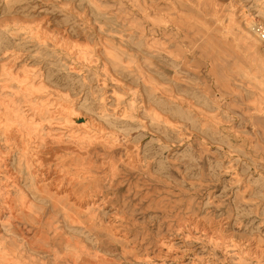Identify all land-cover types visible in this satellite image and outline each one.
<instances>
[{"label":"rangeland","instance_id":"obj_1","mask_svg":"<svg viewBox=\"0 0 264 264\" xmlns=\"http://www.w3.org/2000/svg\"><path fill=\"white\" fill-rule=\"evenodd\" d=\"M262 34L264 0H0V264H264Z\"/></svg>","mask_w":264,"mask_h":264},{"label":"bare ground","instance_id":"obj_2","mask_svg":"<svg viewBox=\"0 0 264 264\" xmlns=\"http://www.w3.org/2000/svg\"><path fill=\"white\" fill-rule=\"evenodd\" d=\"M54 114V113H53ZM29 115V114H28ZM69 115V114H68ZM78 115H80V114H78ZM74 116H76V115H74ZM73 116V117H74ZM71 117V116H70ZM70 117H68V119L70 118ZM70 119H72L75 123H77V127L76 126H74L75 128H78V127H83V129H86V127L88 128L89 126H88V122L86 121V119H84V118H82V120L80 121L79 120V118L78 117H74V118H70ZM48 122V121H47ZM53 122V121H52ZM28 124V123H27ZM257 126V125H256ZM9 130V129H8ZM38 130V129H37ZM98 130V129H97ZM100 130V129H99ZM74 133H76V131H73ZM12 133V131L10 130V131H8L7 133H6V135H9V134H11ZM73 133V134H74ZM98 133H100V132H98ZM16 134V133H15ZM14 134V135H15ZM43 134H44V132H43ZM42 135V134H41ZM15 143V142H14ZM60 143V142H59ZM72 143V142H71ZM30 144V143H29ZM101 145H104V143L103 144H101ZM16 147V146H15ZM16 149V148H15ZM27 149H28V147H27ZM93 149V148H92ZM17 151V150H16ZM21 151V150H20ZM37 152V151H36ZM37 154V153H36ZM77 155H79V153H77ZM128 164H130V165H135V164H137L139 161L137 160V158H130V157H128ZM24 161V160H23ZM40 162V161H39ZM125 165V164H124ZM88 171V170H87ZM32 174V173H31ZM68 175V174H67ZM76 175V174H75ZM133 179V178H132ZM69 180V179H68ZM71 184V183H70ZM53 186V185H52ZM63 187V186H62ZM52 189V188H51ZM56 189V188H55ZM65 189V188H64ZM121 190V189H120ZM71 192H73V194L74 195H76L77 194V192H78V186L75 184V185H72V187H71ZM85 192V191H84ZM80 195V194H79ZM77 201H74L75 203L74 204H78V206H80L81 208H84L85 210H87V211H89L88 213H90L91 212V210L92 209H90V207H91V205H92V197H89L88 195H87V192H85L84 193V196L83 197H80V196H78L77 195ZM94 208V207H93ZM93 211H94V209H93ZM85 212V211H84ZM79 216H80V214H78ZM84 215V214H83ZM89 216H91V218L93 217L91 214H88ZM94 215L96 216V213H94ZM99 218V217H98ZM86 220V219H85ZM78 224V223H77ZM85 225V224H84ZM80 226V225H79ZM88 226V225H87ZM48 240V239H47ZM14 262H15V260H14Z\"/></svg>","mask_w":264,"mask_h":264},{"label":"built area","instance_id":"obj_3","mask_svg":"<svg viewBox=\"0 0 264 264\" xmlns=\"http://www.w3.org/2000/svg\"><path fill=\"white\" fill-rule=\"evenodd\" d=\"M262 36H264V34H262Z\"/></svg>","mask_w":264,"mask_h":264}]
</instances>
